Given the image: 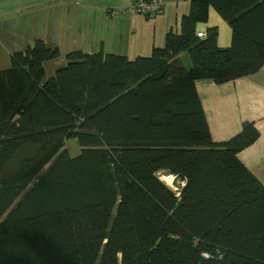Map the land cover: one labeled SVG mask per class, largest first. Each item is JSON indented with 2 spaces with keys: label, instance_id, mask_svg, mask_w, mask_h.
<instances>
[{
  "label": "trees",
  "instance_id": "16d2710c",
  "mask_svg": "<svg viewBox=\"0 0 264 264\" xmlns=\"http://www.w3.org/2000/svg\"><path fill=\"white\" fill-rule=\"evenodd\" d=\"M192 1L149 57L71 52L46 78L60 52L37 40L0 70V264H264V185L238 157L259 131L214 141L195 87L262 67L264 0ZM210 7L229 47L197 34Z\"/></svg>",
  "mask_w": 264,
  "mask_h": 264
},
{
  "label": "crops",
  "instance_id": "0c3cea01",
  "mask_svg": "<svg viewBox=\"0 0 264 264\" xmlns=\"http://www.w3.org/2000/svg\"><path fill=\"white\" fill-rule=\"evenodd\" d=\"M131 0H0V70L12 64V54L24 51L37 40L57 48L58 57L46 60L45 77L66 66L67 54L83 52L149 57L165 45L170 32L180 33L182 19L194 10L192 0H166L155 18L140 14L107 16L109 8ZM216 28L217 43L229 47L232 28L214 8L208 20L196 25L198 32ZM195 87L214 141L230 139L246 121L254 122L258 138L239 151L238 157L264 185V64L255 73L224 83L197 79Z\"/></svg>",
  "mask_w": 264,
  "mask_h": 264
},
{
  "label": "built area",
  "instance_id": "2783aa9c",
  "mask_svg": "<svg viewBox=\"0 0 264 264\" xmlns=\"http://www.w3.org/2000/svg\"><path fill=\"white\" fill-rule=\"evenodd\" d=\"M166 0H131L130 4L126 6L109 8L107 10L108 17L126 14H140L147 18H155L164 9ZM205 32H198V36H205ZM204 258L211 257L207 252L202 254Z\"/></svg>",
  "mask_w": 264,
  "mask_h": 264
},
{
  "label": "rangeland",
  "instance_id": "374dc122",
  "mask_svg": "<svg viewBox=\"0 0 264 264\" xmlns=\"http://www.w3.org/2000/svg\"><path fill=\"white\" fill-rule=\"evenodd\" d=\"M189 55L187 53H184L181 55V59L182 61L184 62V64L189 67L192 65L191 63V59L190 57H188ZM66 146L69 150V153L72 155V156H76L80 153V145H79V142L77 139H69L67 140L66 142ZM161 178L166 181L168 184H170V186L174 189V190H177L178 188L175 186L174 184V177L172 175H162Z\"/></svg>",
  "mask_w": 264,
  "mask_h": 264
}]
</instances>
